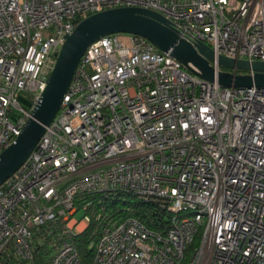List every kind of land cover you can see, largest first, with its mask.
<instances>
[{
  "label": "built area",
  "instance_id": "2783aa9c",
  "mask_svg": "<svg viewBox=\"0 0 264 264\" xmlns=\"http://www.w3.org/2000/svg\"><path fill=\"white\" fill-rule=\"evenodd\" d=\"M123 7L153 11L180 39L206 45L215 72L225 71L219 56L264 62V0H0V154L65 37ZM117 191L165 200L170 227L159 235L134 218L107 222L91 264H181L198 234L187 264H264V87L204 81L140 36L92 43L53 120L0 185V264H33L39 229L59 221L63 237L75 236L90 221L76 219V200ZM47 264L81 262L63 240Z\"/></svg>",
  "mask_w": 264,
  "mask_h": 264
},
{
  "label": "water",
  "instance_id": "95a60500",
  "mask_svg": "<svg viewBox=\"0 0 264 264\" xmlns=\"http://www.w3.org/2000/svg\"><path fill=\"white\" fill-rule=\"evenodd\" d=\"M112 34L140 36L160 52L169 53L188 72L207 82L216 81L220 87H264V62L234 61L219 56L216 62L225 71L215 72L211 65L214 56L206 45H192L180 39L169 23L153 11L123 7L98 12L81 20L65 37L39 101L15 141L0 154V185L26 161L53 120L85 50ZM233 70L246 73L235 74Z\"/></svg>",
  "mask_w": 264,
  "mask_h": 264
},
{
  "label": "trees",
  "instance_id": "16d2710c",
  "mask_svg": "<svg viewBox=\"0 0 264 264\" xmlns=\"http://www.w3.org/2000/svg\"><path fill=\"white\" fill-rule=\"evenodd\" d=\"M165 200L127 192H95L80 196L75 206L79 220L89 216L87 227L72 237H63L64 223L56 221L43 226L34 236L33 264H47L55 243L68 240L76 249L81 264H91L94 257V244L98 240L103 225L107 222H120L126 218L137 219L148 230L165 235L170 227L171 213ZM98 218V219H97ZM199 242L196 235L192 245L185 251L181 264H187L193 248ZM7 264V263H6Z\"/></svg>",
  "mask_w": 264,
  "mask_h": 264
},
{
  "label": "rangeland",
  "instance_id": "374dc122",
  "mask_svg": "<svg viewBox=\"0 0 264 264\" xmlns=\"http://www.w3.org/2000/svg\"><path fill=\"white\" fill-rule=\"evenodd\" d=\"M25 95H21V99L19 100V104L22 108L28 110V106L26 104V98L24 97ZM80 214L76 215V219L79 220Z\"/></svg>",
  "mask_w": 264,
  "mask_h": 264
}]
</instances>
